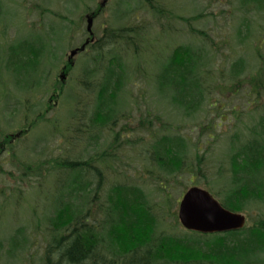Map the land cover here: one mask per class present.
Returning a JSON list of instances; mask_svg holds the SVG:
<instances>
[{
  "label": "rangeland",
  "instance_id": "374dc122",
  "mask_svg": "<svg viewBox=\"0 0 264 264\" xmlns=\"http://www.w3.org/2000/svg\"><path fill=\"white\" fill-rule=\"evenodd\" d=\"M102 1L3 0L4 8L1 7V10L4 15L0 23V44L3 48L18 37L30 36L39 30L63 28L65 16L80 21L83 26V30L75 34L70 32L68 35L64 32L63 40L56 47L55 56H51L45 66L48 85L35 90L22 89L11 79L8 70L0 71V130L2 128L10 133H19L23 128L29 127L40 114L44 120H52V128L42 121L32 132H22L18 138L15 153L26 164H37L49 156L63 157L70 135L59 134L55 125L67 121L76 105L84 109L89 105L92 110L96 103V83L101 72L90 70L96 65L93 56L97 52L91 51L93 49L77 53L72 59L74 67L70 73L64 75L62 95H56L53 91L52 101L49 95L63 74L61 69L69 61L70 50L80 46L83 38L87 36L84 17L86 11L88 8L92 11L98 6L94 10L97 11ZM157 1L163 8L170 10L161 20L153 16L145 0H126L125 4H122L124 0H110L105 2L104 10L95 19L92 27L93 32L101 39L104 23L110 28L107 30L108 34L112 28L122 26L136 24L141 27L144 24L147 27V41L143 43L145 49H138L140 55L134 54L133 45H125L122 43L125 41L115 39L104 49V64L113 55H117L123 58L126 67L125 81L117 103L118 128L129 122L134 127L129 139L135 143L121 144L114 152L112 149L115 148L111 147L112 132L102 131L96 147L89 145V137L85 135L81 147L74 150V154L69 157L84 158L100 150L115 153L114 158H109L108 162H112L110 166L102 169V191L96 195L91 194L93 197L90 198L89 205H92L93 210L105 199L113 183L138 185L144 189L158 214V232L182 235L184 229L178 221V208L184 191L194 185L204 187L211 194L219 190L222 186L220 175L228 173L230 167L231 143L237 144V138L248 136L247 126L254 123L261 112L253 110L264 100V8L259 9L254 4L251 9L246 10L241 0ZM245 2L249 4L252 0ZM258 2L264 6V0ZM125 9L129 15H121ZM135 13L137 19L133 15ZM68 24L70 23L65 22V25ZM136 44L139 43L136 41L135 46ZM179 45L201 48L205 58L202 76L207 87V100L192 116L183 115L170 102L168 95L160 94L156 86L157 72L162 68L163 61ZM235 62L241 63L239 76H235L232 71ZM5 95L10 98L4 99ZM46 100L51 104L47 115L42 113L46 109ZM37 102H40L38 107L36 105L37 108H32ZM142 120L154 122L152 135L142 126ZM86 121L89 120L86 118ZM166 133L181 134L187 138V155L192 160L194 169L197 168V151L205 153L202 172H186L175 180L160 171L150 157L152 139L155 134L157 136ZM142 139V142L139 141ZM46 145L49 148L45 149ZM0 148L3 149V144ZM46 152H49L48 155H45ZM2 161H6V158ZM20 161L0 162V241L4 245L0 249V264H42L48 240L46 227L49 224L51 196L55 188L54 177L51 193L48 192L47 180L33 178L30 186L31 182L25 183L20 178L26 177V167ZM43 174L44 172L36 177ZM90 180L93 188L98 185L96 173ZM160 183L169 186L163 195ZM242 213L247 219L249 216L253 218L256 214L264 213V205L248 206ZM247 223H250L249 219ZM18 228H23L21 236L25 237V242L23 241V247L15 251V254H10L7 246L10 237Z\"/></svg>",
  "mask_w": 264,
  "mask_h": 264
},
{
  "label": "trees",
  "instance_id": "16d2710c",
  "mask_svg": "<svg viewBox=\"0 0 264 264\" xmlns=\"http://www.w3.org/2000/svg\"><path fill=\"white\" fill-rule=\"evenodd\" d=\"M145 1L153 13L150 12L158 20L170 12L157 0ZM125 3L126 0L122 4ZM241 4L246 10L251 9L254 4L264 8L263 3L258 0H252L249 4L241 0ZM1 7L4 8L3 0H0V23L4 15ZM124 7L126 8L125 5ZM121 13L129 15L126 9ZM171 13L173 14L172 11ZM133 15L135 19L138 18L136 13ZM181 19L188 21L184 17ZM63 20V28L39 30L30 36L18 37L6 48L0 44V71L8 70L11 79L22 89L35 90L37 87L39 89L48 85L45 66L51 56H55L56 47L63 40L64 32L70 35V32L75 34L81 31L80 21L71 20L67 16L63 17ZM65 22L70 24L65 25ZM113 29L110 34L105 31L106 35L104 36V32L102 39L93 43L87 50L93 49L91 51L97 52L93 56L96 65L90 70L101 72L96 83L97 97L92 110L89 105L85 109L76 105L67 121L55 125L59 134L70 135L67 138L68 148L63 147L66 151L63 157L49 156L37 164H26L20 161L21 156L18 158L15 153L19 139L10 143L14 133L2 128L0 130V145H4L3 150L6 153L5 157L0 155V162L20 161V164L26 167V177H20L21 180H25V183H30L33 178L47 180L49 193L52 191L54 177V195L51 196L49 224L48 228L46 227L48 240L42 264H264V213L256 214L253 218L249 216L250 223L239 230L209 235L184 232L182 235H172L158 232V214L144 189L138 185L113 183L105 199L100 201L95 210L89 205L90 198L93 197L91 194L96 195L102 191V169L110 166L112 162H108L109 158H114L115 153L100 150L93 155L74 159L69 155L81 147L85 135L89 137V145L96 147L102 131L112 132L111 147L115 148L112 149L114 152L121 144L135 143L129 139L134 130L129 122L118 128L117 103L123 89L126 67L123 58L117 55H113L107 64H104V49L115 39L125 41L122 42L125 45H133L134 54L140 55L138 49H145L143 43L147 41L148 32L144 24L141 27L134 24ZM136 41L139 44L135 46ZM163 62L156 77L158 92L168 95L170 102L183 115H194L207 100V87L202 76L205 58L201 48L179 45ZM73 67L66 63L62 69L68 74ZM232 67L233 74L239 76L241 63L235 62ZM63 87L64 83L57 80L49 95L51 101L54 94L62 95ZM3 98L10 96L5 95ZM1 101L2 99L0 103ZM39 103L34 104L32 108L36 105L38 107ZM48 103L46 100V109L42 112L45 115L51 106ZM256 110L261 112L256 121L247 126L248 136L237 138V144L231 143L228 173L220 175L222 186L214 191L224 206L237 212H243L248 206L255 204L264 205V100L259 106H255L253 111ZM41 115H38L29 127L23 128L21 133L32 132L42 121L52 128V120H44ZM141 123L145 130H148L147 133L152 135L154 122L142 120ZM123 136L128 138L123 139ZM153 137L150 157L165 175L177 180L186 172L203 171L205 153L197 151V168L194 169L193 162L187 155L188 141L183 135L166 133L157 136L155 134ZM139 141L142 142L143 139ZM47 148L48 145L45 146V149ZM70 148L72 149L69 152ZM3 150L0 148V151ZM4 158L6 161H2ZM43 172V176L36 177ZM95 173L99 182L93 188L90 179ZM29 185L32 186V182ZM159 187L162 195L167 192V187L169 188L167 184L161 183ZM166 196L169 197V194L166 193ZM22 233L23 228H18L10 237L7 246L10 254H15V251L23 247L25 237L21 236ZM3 247L0 241V249Z\"/></svg>",
  "mask_w": 264,
  "mask_h": 264
},
{
  "label": "water",
  "instance_id": "95a60500",
  "mask_svg": "<svg viewBox=\"0 0 264 264\" xmlns=\"http://www.w3.org/2000/svg\"><path fill=\"white\" fill-rule=\"evenodd\" d=\"M93 19L88 18L87 29L92 33ZM78 48L71 50L74 56ZM65 76L61 75V79ZM179 219L184 227L189 230L203 233H215L242 228L246 217L233 212L215 199L207 190L199 187L189 188L179 206Z\"/></svg>",
  "mask_w": 264,
  "mask_h": 264
},
{
  "label": "flooded vegetation",
  "instance_id": "af4514ba",
  "mask_svg": "<svg viewBox=\"0 0 264 264\" xmlns=\"http://www.w3.org/2000/svg\"><path fill=\"white\" fill-rule=\"evenodd\" d=\"M104 1H102L101 3H100V7H99V9L98 10H101V8H102V6L105 4V3H103ZM98 13H99V11L97 12V13H94V15H98ZM89 39V38H88ZM87 40V38L85 39V41ZM96 40H97V38L95 37V40L93 41V42H96ZM87 42V41H86ZM85 43V42H84ZM83 44V43H82ZM12 139L10 138V140H9V142L10 143H13V142H15V140L18 138V136H17V134H13L12 136ZM4 146V145H3ZM3 150V149H2ZM0 153L1 154H4V150L3 151H0ZM0 154V155H1Z\"/></svg>",
  "mask_w": 264,
  "mask_h": 264
}]
</instances>
